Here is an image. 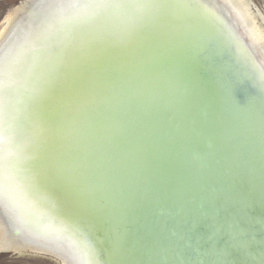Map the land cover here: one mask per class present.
Instances as JSON below:
<instances>
[{
  "label": "snow or ice",
  "instance_id": "6c2138e0",
  "mask_svg": "<svg viewBox=\"0 0 264 264\" xmlns=\"http://www.w3.org/2000/svg\"><path fill=\"white\" fill-rule=\"evenodd\" d=\"M45 2L53 15L38 26L28 53L14 64L0 59V195L7 199L13 186L22 188L37 202L53 201L52 210L75 229L92 235L106 225L119 232L144 193L146 161L153 160L156 185L165 182L181 226L200 215L201 201L215 207L204 189L172 183L165 160L184 132L193 54L226 45L223 33L182 0ZM261 89L264 111V80ZM254 137L253 130L245 145L249 163ZM247 195L254 198L255 189ZM208 221L217 233L228 227L222 248L186 253L155 234L136 245L124 237L98 250L95 264H232L235 251L241 264H264V238H249L228 216Z\"/></svg>",
  "mask_w": 264,
  "mask_h": 264
},
{
  "label": "water",
  "instance_id": "95a60500",
  "mask_svg": "<svg viewBox=\"0 0 264 264\" xmlns=\"http://www.w3.org/2000/svg\"><path fill=\"white\" fill-rule=\"evenodd\" d=\"M182 2L193 5L191 11L222 32L227 43L205 45L193 54L197 71L184 85V132L174 139L165 164L172 183L187 181L192 187L204 189L208 197L216 202L215 207L201 201L200 215L181 226L178 217L182 212L178 206H173L165 182L156 185L153 160L146 161L148 172L144 193L128 208L119 225V232H110L106 225L98 227L92 235L75 229L52 210L53 201L37 202L24 190L34 209H41L67 227L74 239L82 244L76 242L77 246L85 247L87 251L89 249L94 264L98 250H107L114 239L124 237L128 243L136 245L155 234L162 240L178 243L186 253L197 250L206 253L212 245L222 248L228 240V227L225 225L219 233L211 230L208 227L209 215L228 216L249 233V238L257 241L264 238V197L260 195L261 151L264 153V111L260 110V97L264 59L223 3L218 0ZM18 7L26 8L20 18V23L25 24L31 17L43 15L49 5L45 0H25ZM19 30H12L1 43L0 59L5 58L8 47L18 39ZM201 68L208 70L200 71ZM253 130L255 157L249 163L245 159V145ZM253 188L255 196L248 198L247 194ZM0 207L9 225L16 226L14 235L27 232L29 236L35 235V238L31 237L38 239L37 245L54 250L69 249L66 243L68 239L56 235H47L46 239L37 228L29 227L24 222L21 225L1 197ZM6 252L15 254L13 251ZM232 264H241L239 251L233 253Z\"/></svg>",
  "mask_w": 264,
  "mask_h": 264
},
{
  "label": "bare ground",
  "instance_id": "6f19581e",
  "mask_svg": "<svg viewBox=\"0 0 264 264\" xmlns=\"http://www.w3.org/2000/svg\"><path fill=\"white\" fill-rule=\"evenodd\" d=\"M218 1L223 3L229 9L235 21L250 38L253 45L264 59V32H262L263 29L261 30L255 25V22L248 11L246 0ZM25 11V7H19L10 16L8 21L3 24L2 27L4 28L0 32L1 45L12 30L15 32V30L20 29L18 32V39L8 47V50L6 51L7 53L5 54L8 61L13 64L22 60L31 49L33 41L40 37L41 30L38 26L40 24L47 25L49 23V18L53 15L52 9L49 7L43 15L33 16V18L31 17L27 21V23L23 24L24 22L20 23V18ZM61 14H64L63 11H61ZM0 197L4 200L6 206L13 210L17 217V221L19 220L21 225H23L24 222L25 224H28L29 227L37 228L42 237L46 239L48 238L47 235L49 237H53V235L64 237L68 239L66 243L69 247L66 251L55 247V250L53 248L47 249L44 246L37 245L36 240L38 239L36 238V240H34L32 238L35 235H31V237L27 232L20 236L14 235L13 233L17 228L15 225H9L8 219L0 207V250H11L19 253L34 252L45 254L57 259L62 264H94V262L91 261L89 249L87 251L85 247L77 246L78 244L76 242L78 241L74 239L75 236L70 233L67 227L47 216V214L41 209L36 207L34 209L32 201L27 198L23 189L13 186L7 199H5L3 195H0ZM9 218L11 219L13 217ZM78 243L81 244L80 242Z\"/></svg>",
  "mask_w": 264,
  "mask_h": 264
},
{
  "label": "rangeland",
  "instance_id": "374dc122",
  "mask_svg": "<svg viewBox=\"0 0 264 264\" xmlns=\"http://www.w3.org/2000/svg\"><path fill=\"white\" fill-rule=\"evenodd\" d=\"M25 0H0V32L3 24L19 8H16ZM248 11L255 25L264 32V0H246ZM11 250H0V264H62L57 259L34 252L7 253ZM14 252V251H13Z\"/></svg>",
  "mask_w": 264,
  "mask_h": 264
}]
</instances>
